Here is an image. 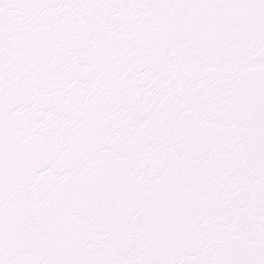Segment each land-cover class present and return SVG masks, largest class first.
<instances>
[{"label":"snow or ice","instance_id":"obj_1","mask_svg":"<svg viewBox=\"0 0 264 264\" xmlns=\"http://www.w3.org/2000/svg\"><path fill=\"white\" fill-rule=\"evenodd\" d=\"M0 264H264V0H0Z\"/></svg>","mask_w":264,"mask_h":264}]
</instances>
